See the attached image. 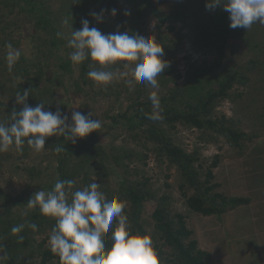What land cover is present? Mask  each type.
<instances>
[{
	"label": "trees",
	"instance_id": "16d2710c",
	"mask_svg": "<svg viewBox=\"0 0 264 264\" xmlns=\"http://www.w3.org/2000/svg\"><path fill=\"white\" fill-rule=\"evenodd\" d=\"M55 1V0H54ZM58 7L53 8L51 0H0V97L16 102L17 94L29 89L26 103L35 107L38 103L45 104V111H56L54 90L61 87L65 77H70L74 68L77 76L70 80L71 91L83 100L78 111L87 115L89 108V91L85 86L91 87L87 73L91 61L85 60L74 64L70 60L73 49L68 48L67 40L71 38L73 30L81 28V20H89L90 27H97L96 18L92 13L108 14L119 0H56ZM127 5L131 14L126 19L121 18L129 25L130 34H138L142 20L146 16L156 19V27L168 23V31L174 30V24L180 22L189 27L192 20L197 28L202 45L194 50L213 53L215 60L210 64L202 62L199 66L188 64L186 74L182 81L181 75L169 64L161 75L157 77L161 107L163 109L161 120H151L148 114L152 111L151 101L146 87L149 84L135 83L132 90L124 87L127 102H117L121 95L118 86L109 84L98 90L103 97L115 95L116 104L101 113L99 119L102 127L90 133L87 137L78 139L75 144L64 140L63 137L53 136L46 139L45 150L48 165L41 172L30 166L24 170L29 182L37 179H46L39 182L32 193L22 191L18 196L12 197L0 191V255L7 259L3 264H60L59 258L50 252L44 243L49 238L55 220L40 214L39 208L29 209L28 199L38 190L50 191L56 180L71 179L75 181L73 191L86 187L92 182L101 184V191L107 199L118 197L125 202L124 212L128 217L131 231L141 235H148L146 222L142 218L143 207L146 202H154V210L150 218L153 221V232L150 235L160 264H211L210 254L199 249L189 228L188 217L213 216L221 217L228 210L247 203L241 198H229L218 192L219 185L213 182V170L220 163L218 154L211 157L206 167L200 158L198 149L187 153L175 145L168 130L177 124L196 129L207 135L205 143H218V138L237 154L242 155L248 143L258 134L249 136L246 132L238 130L232 119L225 116L214 117V109L222 100L229 99L230 90L235 86H245L248 77L239 70L231 69L218 71L222 66L224 49L229 37L239 38L244 45L250 46L262 54L264 60V36L257 41L253 36L256 31L251 28L252 39L243 28L229 27V15L221 7L206 9V0H175V7L160 9L159 3L152 0H121ZM23 20V24L32 26V32L22 35L20 24L8 17ZM195 28V29H196ZM60 34L59 36L57 34ZM258 33V32H257ZM178 40V39H177ZM177 40L159 43L164 49L162 59L167 62L165 55L173 52ZM27 42V43H26ZM11 43L14 49L20 51V57L11 71L8 70L6 44ZM29 46L28 52L22 46ZM263 44V49L260 48ZM233 48V47H232ZM251 67H262L259 59L249 61ZM113 69V68H112ZM97 93H94L97 95ZM23 105L6 106L0 101V122L7 123L10 114L15 109L18 113ZM91 111V110H90ZM264 123V112L259 117ZM122 132H129L133 139L143 141V149L150 148L151 144L156 159L166 161L168 167H175L180 177L178 190L184 199L186 213L175 212L171 209L170 196L163 194L157 196L148 185L149 180L144 178L135 181L137 170L130 168L135 162L145 164L146 155L134 153L118 146ZM247 142V143H245ZM64 147L65 151L56 153V147ZM23 161L33 152L26 144L22 154L11 150ZM7 152V156H10ZM6 157L0 153V170ZM204 168V170H202ZM167 186V185H166ZM28 190V188L26 187ZM28 223H35L37 230L27 227ZM25 224V228L18 234H13V226ZM117 226L114 219L112 228ZM110 235V233H109ZM23 240H20V237ZM43 237L41 241L37 239ZM110 247V241L106 242ZM165 248L164 251L162 249Z\"/></svg>",
	"mask_w": 264,
	"mask_h": 264
},
{
	"label": "clouds",
	"instance_id": "9594fccd",
	"mask_svg": "<svg viewBox=\"0 0 264 264\" xmlns=\"http://www.w3.org/2000/svg\"><path fill=\"white\" fill-rule=\"evenodd\" d=\"M205 7L209 10L223 8L229 15L232 29L248 30L255 23L264 24V0H206ZM103 12L102 9L91 15L100 22ZM110 14L115 16L116 9ZM66 46L73 49L70 53L72 63L91 61L87 76L97 85H109L114 73L106 69L124 62L122 67L132 69L131 82H146L152 88H158L157 77L169 67L162 59L164 49L154 36L146 38L127 30L103 34L98 28L90 27L87 19L81 20L79 30L72 29ZM6 47L9 49L6 57L8 70L11 71L20 51L11 43ZM28 97L29 89L17 94L16 103L23 105L22 110L17 113L14 109L7 123L0 122V153L14 150L22 154L26 144L39 154L45 150L49 137L60 136L75 144L78 139L102 127L101 121L93 119L90 112L85 115L73 111L69 123V116L59 109L45 111L42 102L35 107L29 106L26 103ZM149 100L152 111L148 118L161 120L163 109L157 92H151ZM54 151L60 153L65 148L58 146ZM74 185V180L58 178L52 190H38L27 201L29 209L38 207L42 216L55 220L48 247L59 258L60 264H160L151 237L131 231L124 201L118 197L107 199L100 190L102 185L96 182L73 191ZM114 219L117 226L113 229ZM27 227L37 230L35 223H28ZM24 228L25 224L16 225L11 232L18 234ZM20 240H23L22 236ZM109 241L110 247L106 246ZM5 259L6 256L0 255V264Z\"/></svg>",
	"mask_w": 264,
	"mask_h": 264
},
{
	"label": "rangeland",
	"instance_id": "374dc122",
	"mask_svg": "<svg viewBox=\"0 0 264 264\" xmlns=\"http://www.w3.org/2000/svg\"><path fill=\"white\" fill-rule=\"evenodd\" d=\"M53 8L58 7V2L51 0ZM159 5L162 10L175 7V0H152ZM116 9V15L112 16L110 12L108 14H103L100 22H97V27L103 34H109L116 31H128L129 25L125 21L120 23L121 18L126 19L129 15L125 13H132L130 8L125 5L121 0H119L116 6L113 8ZM8 17L7 19H13L20 24L19 32L27 36L32 32V26L29 24H23V20H17L20 18V15L16 18ZM142 25L140 27V32L138 35L145 36L146 38L155 37L157 43L164 44L166 41L177 40V44L174 45L173 52L170 55H165L167 63L173 65L175 70L181 75L180 81L184 78L188 64H194L199 66L202 62L206 65H210L215 60V55L213 53L204 52L202 50H194L195 47H200L202 43L199 38L197 28L194 27L192 20L190 21L189 27L187 25H182L180 22L174 24V30L169 32L167 25L165 23L161 30H158L156 27V19L152 16H146L142 20ZM261 26L264 27V24L256 25V28L261 30ZM254 24L252 29L255 28ZM196 28V29H195ZM251 28L247 30V35L252 39ZM258 32V33H257ZM257 41L263 40V30L261 32L256 31L253 35ZM263 37V38H262ZM27 43V42H26ZM22 46L27 52L29 46L27 44ZM263 44H260V48L263 49ZM233 47V48H232ZM224 57L222 59V66L218 68L223 69L224 72H227L231 69H236L242 71L249 79L247 84L243 87L235 85L230 90L229 99L222 100L214 109V117L225 116L227 119H232L233 123L236 125V128L246 132L249 136L251 134L264 135V123L261 124L262 120L259 118L260 115L264 112V60L262 54L259 53L250 46L244 45V42L236 37H229L226 42L224 49ZM253 59H259L262 67L255 66L251 67L249 61ZM124 62H117L116 65L110 66L106 70L113 71L114 79L110 84L118 86L121 90V95L119 100L115 98V95L109 97H103L101 93H97L100 88L105 86L97 85L93 81L91 82V87L85 86L87 92L89 91V100L87 102L89 110L93 118H99L101 113L106 111L110 106H114L117 102L125 104L127 102L126 94L123 92V88L126 87L129 90L133 89L134 82L131 78V68H124L122 64ZM113 68V69H112ZM77 76V69L74 68L70 77H65L61 87L54 90L55 106L56 110L59 109L63 114L69 116V123L71 113L73 111H78V108L83 103V100L80 96H76L71 91L70 80L75 79ZM90 81V79L88 80ZM148 95L151 92L155 91L157 94L163 93L162 90L158 88L146 87ZM94 93H97L95 95ZM117 100V102H116ZM0 101L3 102L6 106L16 105V102L10 101L7 97H0ZM3 108H0V111L3 112ZM258 132V133H257ZM168 134L172 142L181 147L187 153H192L194 149H198L200 158L203 161V167H206L208 162L211 160V157L218 154L220 156V164L222 165L226 160L237 159L240 154H237L236 150L230 148L225 140L218 138V143L216 145L205 143L207 135L196 129L188 128L183 125L177 124L174 129L168 130ZM121 137L115 141V144L118 146L124 145L125 149L132 150L134 153H140L146 155L145 164L138 162L130 165V168L137 170L135 181L142 180L147 178L149 180L148 185L155 192L157 196L168 194L171 198V209L175 212L186 213L184 199L179 193L178 185L180 182V177L178 171L175 167H168L166 161H159L156 159L152 148V145L149 144L150 148L143 149V141L139 139H133L131 133L122 132L120 133ZM247 143V142H245ZM11 154L7 156V153H2L5 160H3L2 168L0 170V191L4 194L10 195L12 197L18 196L22 191L32 193L33 190H36L39 182H46V179H37L33 183L29 182L27 174L25 172L26 167H34L37 171L41 172L44 170L46 165H48V156L46 151L39 154L31 152L30 157L26 160L19 161L18 155L13 154L12 151H9ZM248 159L247 156H245ZM244 160V157L241 160L236 161L235 164L231 165L225 172V166L221 168V172L224 171V174L221 178L217 177L221 183L219 192L224 196L229 198H237L240 193L245 191L246 187L244 181V173L239 168V164ZM219 167V166H218ZM204 170V168L202 169ZM215 170L213 172L215 173ZM215 176V175H214ZM214 182V180H213ZM167 185V186H166ZM28 188V190L26 189ZM154 210V202H146L143 207L142 218L146 221L145 228L150 236L153 232V221L150 218L152 211ZM199 217L197 215H193ZM191 216L188 219L189 226H195V218ZM216 223L213 227L209 228L207 233L214 238V233L212 231L216 230V226L221 225L223 227V217L219 220H216ZM195 222V223H194ZM151 237V236H150ZM43 237H39L37 240L41 241ZM215 239V238H214ZM154 243V242H153ZM45 247L48 246V239L44 243ZM165 248L162 249L164 251ZM220 242V251L219 256L223 254ZM222 251V252H221ZM218 264H226L227 259L218 258ZM217 264V262H215Z\"/></svg>",
	"mask_w": 264,
	"mask_h": 264
},
{
	"label": "crops",
	"instance_id": "0c3cea01",
	"mask_svg": "<svg viewBox=\"0 0 264 264\" xmlns=\"http://www.w3.org/2000/svg\"><path fill=\"white\" fill-rule=\"evenodd\" d=\"M243 157L239 168L245 175L243 178L246 187H249L237 198L247 200V203L228 210L219 218L192 215L196 223L189 228L194 233L199 249L210 254L211 264H218V258L227 259L226 264H264V135L252 139L237 159L220 164L215 170L214 182L220 188L221 183L217 177L221 178L224 174L221 168L226 165L227 173L229 167ZM222 217L225 219L223 227L216 226V230L212 231L215 239L211 238L207 233L208 229L214 226L215 219ZM220 242L223 249L221 256L218 255Z\"/></svg>",
	"mask_w": 264,
	"mask_h": 264
}]
</instances>
